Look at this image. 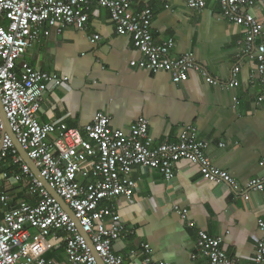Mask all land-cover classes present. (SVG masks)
Returning <instances> with one entry per match:
<instances>
[{"label":"crops","instance_id":"0c3cea01","mask_svg":"<svg viewBox=\"0 0 264 264\" xmlns=\"http://www.w3.org/2000/svg\"><path fill=\"white\" fill-rule=\"evenodd\" d=\"M151 8V30L156 43L173 39L170 56L193 53L202 71L217 78L214 85L203 72L191 69L188 79L175 83L170 71L153 72L131 66L145 55L130 35L119 34L108 8L94 4L85 30L66 27L42 35L19 61L48 73L68 77L67 87H51L44 94L38 118L41 123H66L83 129L97 112L110 118L112 128L128 131L131 123L144 116L149 120L153 146L177 141L185 125L196 126L199 138L208 142L207 155L217 167L227 170L239 188L203 178L197 165L181 159L175 164L173 179L166 180L158 169L134 166L137 182L131 199L118 195L102 201L121 215L133 233L114 243L124 264H144L149 256L171 264H202L206 258L198 250L200 231L222 237L227 254L248 263L256 254L257 237L263 232L258 219L264 218V190L247 187L253 177L264 176V74L258 60L247 51L246 27L224 16L217 0H207L203 9L188 6V0H134V11ZM264 20V2L245 7ZM101 39L90 40L93 34ZM264 40L262 35L255 44ZM238 68L239 85L227 88ZM263 98V99H261ZM0 175V189L9 192V210L31 197L29 177L18 180L20 167L7 158ZM27 181V186L24 181ZM93 181L90 177L87 182ZM21 182V183H20ZM246 195H249L248 199ZM187 208L183 218L174 205ZM3 210L1 214L3 215ZM49 236L44 255L59 264H68L65 232Z\"/></svg>","mask_w":264,"mask_h":264},{"label":"built area","instance_id":"2783aa9c","mask_svg":"<svg viewBox=\"0 0 264 264\" xmlns=\"http://www.w3.org/2000/svg\"><path fill=\"white\" fill-rule=\"evenodd\" d=\"M217 1L227 19L246 27L247 51L258 60V71L264 74V40L255 44L264 31V20L244 11L257 0ZM133 2L0 0V99L5 113L24 149L73 210L94 245L93 251L76 221L20 156L12 138L4 132L0 114V175L8 177L3 163L11 158V163L21 170L16 178L29 177L30 196L39 198L35 203L24 200L14 208L3 210L10 195L0 189V264H59L44 255L47 238L53 235L60 238L59 232L67 234L68 264H99L95 253L104 264H124L125 258L114 249V243L134 231L125 225L116 209L102 206V201L118 195L128 199L134 196L137 182L131 173L136 165L158 169L170 181L175 175L176 162L185 159L199 167L204 179L239 188L238 181L227 170L213 164L206 152L208 142L199 138L196 126L191 124L183 127L177 141H165L154 147L149 120L144 116L133 121L128 131L112 128L110 118L101 111L83 129L69 127L66 123L40 122L38 111L44 94L51 87H67L69 79L36 69L26 61L19 64V61L35 41L52 30L58 33L66 27L85 30L94 4L108 8L118 33L130 35L134 46L145 55L142 60H132L131 66L153 72L170 71L175 83L187 80L191 69L203 70L193 53L170 56L175 46L173 39L156 43L151 30L152 9L134 11ZM206 5L207 0H188L191 8L203 9ZM99 39L101 36L97 33L90 36L92 42ZM202 72L207 82L220 83L208 72ZM232 74L227 88L239 85L238 68ZM260 164L264 166V161ZM90 177L93 181L87 182ZM247 187L264 190V176L251 178ZM174 209L183 218L187 217V208L175 204ZM258 227L263 234L257 237L255 256L246 264H264L263 217L258 219ZM197 245L206 258L202 264H244L227 254L221 236L200 231ZM142 247L149 254L144 264H171L152 258L149 244L143 243Z\"/></svg>","mask_w":264,"mask_h":264},{"label":"water","instance_id":"95a60500","mask_svg":"<svg viewBox=\"0 0 264 264\" xmlns=\"http://www.w3.org/2000/svg\"><path fill=\"white\" fill-rule=\"evenodd\" d=\"M0 114L3 120L4 124V132L7 133L13 140V143L15 147L17 148L20 156L23 158V160L30 166L32 172L35 174V176L42 182L43 186L50 192V194L56 198V200L64 207V209L71 215V217L76 221L79 231L86 237L88 243L92 247L94 251V245L88 236L87 233L83 231L82 226L79 223V220L75 217L73 210L70 208V206L65 202V200L58 194L55 188H53L49 182L45 179V177L41 174V171L39 167L35 164L34 160L29 156L28 152L24 149L23 145L21 144L20 140L18 139L17 135L13 132L9 120L7 118V115L5 113L3 104L0 99ZM98 259L99 264H104L103 261L99 258L98 254L95 253Z\"/></svg>","mask_w":264,"mask_h":264},{"label":"rangeland","instance_id":"374dc122","mask_svg":"<svg viewBox=\"0 0 264 264\" xmlns=\"http://www.w3.org/2000/svg\"><path fill=\"white\" fill-rule=\"evenodd\" d=\"M20 183H21V182H20ZM24 185H26V186H27V181H26V180L24 181Z\"/></svg>","mask_w":264,"mask_h":264}]
</instances>
